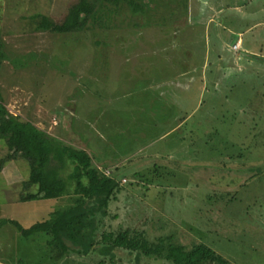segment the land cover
<instances>
[{
    "label": "rangeland",
    "instance_id": "obj_1",
    "mask_svg": "<svg viewBox=\"0 0 264 264\" xmlns=\"http://www.w3.org/2000/svg\"><path fill=\"white\" fill-rule=\"evenodd\" d=\"M76 2L0 0L9 111L67 142L64 129L73 144L96 145L93 156L111 170L114 160L129 167L108 230L137 227L148 241L166 236V247L204 243L233 264H264V0H148L144 11L125 3L91 18L83 31L37 29L40 16L62 23ZM239 37L256 55L236 59ZM8 152L0 139V159ZM135 164H144L137 175ZM29 173L22 158L0 171V221L30 228L72 205L69 195L21 201ZM48 237L0 223V264L102 260L74 252L56 261Z\"/></svg>",
    "mask_w": 264,
    "mask_h": 264
},
{
    "label": "trees",
    "instance_id": "obj_2",
    "mask_svg": "<svg viewBox=\"0 0 264 264\" xmlns=\"http://www.w3.org/2000/svg\"><path fill=\"white\" fill-rule=\"evenodd\" d=\"M147 1L77 0L62 23H55L47 16H40L37 29L57 33L83 31L91 18H103L108 13L120 9L125 3L134 13L144 11L143 4ZM101 11L104 14H101ZM36 16L39 17L38 14L32 17L37 18ZM7 58L4 43L0 39V68ZM62 120L66 121L65 118ZM0 139L5 140L9 148L7 155L0 159V171L7 161L18 158L25 159L29 164L30 173L24 181L25 193H21V201L70 196V207L54 212L49 219L37 222L30 228H23L12 219L0 221L3 225H17L26 235L45 233L49 236L47 242L50 252L56 251V261L74 252L80 255L92 252V255L102 254L99 264H140L143 258L161 260L163 264H233L204 243H197L192 247H166L163 246L166 236L159 237L157 242L148 241L145 230L137 227H125L120 231L108 230L109 206L126 190L123 178L129 173V167L120 165L113 170L107 169L111 171V174L107 175L95 165L91 153L87 150L52 136L32 120L22 119L10 112L1 92ZM150 159L153 161L157 158ZM69 163L72 170L64 177L63 170ZM141 166L135 164L131 169L137 175ZM72 183L75 184L73 191L70 190ZM34 185L38 186V191L28 192ZM97 251L99 253H96Z\"/></svg>",
    "mask_w": 264,
    "mask_h": 264
},
{
    "label": "crops",
    "instance_id": "obj_3",
    "mask_svg": "<svg viewBox=\"0 0 264 264\" xmlns=\"http://www.w3.org/2000/svg\"><path fill=\"white\" fill-rule=\"evenodd\" d=\"M234 8H238V6H236V7H234ZM222 11V7H220L218 10H217V12H221ZM250 14H254L253 12H246L245 13V15H243L244 17H246V15H250ZM213 19H211V16H210V19H209V21H212ZM257 24L258 23H255V24H253V26L252 27H250L249 29H247L246 31H248V30H251L252 28H254V27H256L257 26ZM245 31V32H246ZM236 43H238L239 44V46H238V49H236V48H233L232 49V51H234V53H235V57H236V59H238V60H240L241 58H242V55L243 54H245V56H247V55H249V56H254V55H256L255 54V52H251V51H249L246 47H244V40L243 39H241L240 37L239 38H237L236 39V41L234 42V44H236ZM233 44V45H234ZM242 52H244L243 54H241ZM244 57V56H243ZM238 63V62H237ZM75 114V113H74ZM179 125H177L176 127H178ZM173 128H175V127H173ZM173 130V129H172ZM67 130H63V132L66 134V138H68V139H70L71 141H69V142H71V143H73L72 142V140L73 139H71L70 138V136H69V133H67L66 132ZM169 131H167V133H168ZM166 133V134H167ZM57 137V136H56ZM59 138V137H58ZM64 140V139H63ZM82 142V141H81ZM80 142V140H79V145H76V146H78V147H80V148H83V149H85V150H87L88 152H90L91 153V155H92V157H93V160H94V163L96 164V166H101V167H104V164H106V163H104V161H102V160H99V159H95V157L93 156V153H95L97 150H98V147L96 146V145H92L91 147L89 146V145H85V144H83V143H81ZM81 144H83V145H81ZM74 145H75V143H74ZM152 158H155V157H152ZM115 164H114V166L115 167H117V166H120L121 164H124V162H122L121 163V161L120 160H114L113 161ZM105 168H112V167H110V166H106ZM114 168V167H113Z\"/></svg>",
    "mask_w": 264,
    "mask_h": 264
},
{
    "label": "built area",
    "instance_id": "obj_4",
    "mask_svg": "<svg viewBox=\"0 0 264 264\" xmlns=\"http://www.w3.org/2000/svg\"><path fill=\"white\" fill-rule=\"evenodd\" d=\"M238 46H239L238 43L235 44V48H236V49H238ZM101 170H102L103 172H105L107 175L111 174V171H110V170H103L102 168H101ZM123 181H126V179H124Z\"/></svg>",
    "mask_w": 264,
    "mask_h": 264
},
{
    "label": "clouds",
    "instance_id": "obj_5",
    "mask_svg": "<svg viewBox=\"0 0 264 264\" xmlns=\"http://www.w3.org/2000/svg\"><path fill=\"white\" fill-rule=\"evenodd\" d=\"M237 44V43H236ZM235 46V45H234Z\"/></svg>",
    "mask_w": 264,
    "mask_h": 264
}]
</instances>
